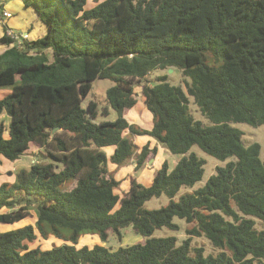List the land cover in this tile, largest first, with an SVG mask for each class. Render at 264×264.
<instances>
[{
	"label": "trees",
	"instance_id": "trees-1",
	"mask_svg": "<svg viewBox=\"0 0 264 264\" xmlns=\"http://www.w3.org/2000/svg\"><path fill=\"white\" fill-rule=\"evenodd\" d=\"M47 26L46 33L16 43L5 34L0 45V164L15 161L33 144L28 167L0 182V223L14 224L34 210V223L0 230V264H264V158L257 142L246 145L234 123L264 124V0H22ZM179 69L184 87L157 76L143 83V103L152 114L144 128L128 120L135 87L155 69ZM112 82L104 105L82 101L96 79ZM190 98L207 122L192 114ZM112 120L96 121L107 116ZM7 134H6V133ZM149 136L179 158L165 159L149 185L130 179L127 191L111 165H145L158 145H138ZM224 160L206 184L174 197L202 178L204 160ZM1 175V171H0ZM165 206L147 209L153 197ZM184 219L188 237H152L155 229H177ZM260 221L263 227H257ZM259 222V223H260ZM260 223V224H261ZM131 226L143 240L112 249L87 245L80 237ZM193 236L219 249L203 255ZM59 244L33 246L38 239Z\"/></svg>",
	"mask_w": 264,
	"mask_h": 264
},
{
	"label": "rangeland",
	"instance_id": "rangeland-1",
	"mask_svg": "<svg viewBox=\"0 0 264 264\" xmlns=\"http://www.w3.org/2000/svg\"><path fill=\"white\" fill-rule=\"evenodd\" d=\"M93 2L89 0L88 7L92 6ZM15 31V30H13ZM16 32V31H15ZM165 75L166 80L174 85H182L184 87V76L180 72H176L175 69L170 71L168 69H155L150 72L147 78L138 83L135 87V97L137 99L136 106L126 113L130 122H135L137 125L142 126L144 128H149L152 125V115L145 107L143 100V94L141 91L143 83H156L157 76ZM112 82L108 79H96L92 83V90L88 94V96L82 101V106L86 107L89 100H94L98 103V109L100 110L104 105H107L105 101V91L106 89L111 86ZM10 91L9 86L2 87L0 89V98L3 97L6 93ZM190 110L195 118L201 119L204 122H207L205 116L201 114L196 104L193 103V99L190 98L189 104ZM116 117L115 111L109 106V114L104 116L99 114L96 121L106 119L112 120ZM9 123V117L4 112L0 113V124H3L5 128H7ZM235 127L242 131V139L246 145L251 144L253 142H257L260 145V157L264 158V124L260 126H251L246 123H234ZM6 133V132H5ZM7 134V133H6ZM39 149L35 145H31L28 151L22 155L19 159L15 161H9L3 159L2 163L0 164V182L2 181H11L13 179V174L21 167H28L30 163L33 162V159H40L37 157L36 154L38 153ZM190 152H194L198 157L204 160V172L202 178L197 181L193 186H184L181 187L179 192L174 197V200H177L178 197L185 193V192H192L194 189L202 187L206 184L208 178L216 172V167L225 166L230 161H233L235 158L233 156L227 157L224 160L218 159L212 155H209L202 151L197 145H193L190 149ZM163 160H167L169 162L170 168L175 165L176 159L173 157V154L168 150L165 149L162 151L159 156L155 157L153 162H146L145 165L139 169L135 168V161L130 159L126 163L118 166H112L111 170H115V177L120 180L119 187L117 188V192L122 194L129 188L130 179L136 178V180L144 185L150 184L151 175L154 174L155 165L161 164ZM160 161V163L158 162ZM114 168V169H113ZM169 199L165 195H161L159 197H153L150 200L146 201L144 206L147 209H155L161 206L167 205ZM1 212L7 211V208H2ZM27 217L22 219L20 222H16L14 224H7V223H0V230H10L17 228L24 224L34 223L35 221V214L34 210L31 209L29 211ZM173 222L178 225L177 229H171L167 227H161L154 230L152 233V237H166V236H174L177 240V244H181L187 237L186 228L189 224L181 218L174 217ZM257 222V227H263V224L260 221ZM261 224H260V223ZM143 240V237L133 230L131 226H127L120 229V235L116 232H110L107 241L101 242L99 237L96 234H86L80 237V243L93 245L94 243H102L107 247L112 249H116L119 246L133 244L135 242ZM61 240L57 238H49V239H41L38 238L34 243L35 245H40L43 248H47L52 246L53 244H59ZM191 248L194 247H201L203 248V255H216L219 252V249L214 247L210 241L204 237H196L193 236L190 240Z\"/></svg>",
	"mask_w": 264,
	"mask_h": 264
},
{
	"label": "crops",
	"instance_id": "crops-1",
	"mask_svg": "<svg viewBox=\"0 0 264 264\" xmlns=\"http://www.w3.org/2000/svg\"><path fill=\"white\" fill-rule=\"evenodd\" d=\"M6 12H9L11 16L7 17L5 15ZM7 28L11 30H15L16 32L17 31L18 32L28 31L29 39H35V38L41 37L47 31V26L44 24L43 21H41L38 18V15L34 11L33 7L26 6L22 0H0V37L4 35L5 29ZM132 123H135V122H132ZM134 141L138 145H143L146 142H149L151 146L158 145L157 156H159V154L162 151L167 149L165 146L158 144V142L154 138L146 136V135L135 136ZM173 157H175L176 161L179 158V156L175 154H173ZM154 160L155 158H150L148 162H153ZM158 162L160 163L159 160ZM160 165L161 164L155 165V169L159 168ZM112 166H116V165H111L110 167ZM152 176L153 175H151V179H152ZM151 179H150V182H151ZM1 231H4V230H1Z\"/></svg>",
	"mask_w": 264,
	"mask_h": 264
},
{
	"label": "built area",
	"instance_id": "built-area-1",
	"mask_svg": "<svg viewBox=\"0 0 264 264\" xmlns=\"http://www.w3.org/2000/svg\"><path fill=\"white\" fill-rule=\"evenodd\" d=\"M5 15L7 17L11 16V14L9 12H6ZM5 36L11 38V39H14L13 43L16 42V43H21L23 42L25 39H28L29 38V33L28 31H13L11 29H5V32H4ZM7 44H1L0 45V53L4 50L7 49Z\"/></svg>",
	"mask_w": 264,
	"mask_h": 264
},
{
	"label": "water",
	"instance_id": "water-1",
	"mask_svg": "<svg viewBox=\"0 0 264 264\" xmlns=\"http://www.w3.org/2000/svg\"><path fill=\"white\" fill-rule=\"evenodd\" d=\"M170 71H173V68H169ZM176 72H179V69H175Z\"/></svg>",
	"mask_w": 264,
	"mask_h": 264
}]
</instances>
